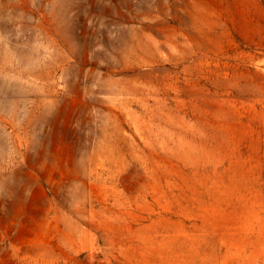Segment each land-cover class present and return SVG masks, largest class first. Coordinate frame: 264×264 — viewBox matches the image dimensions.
<instances>
[{
    "label": "rangeland",
    "instance_id": "374dc122",
    "mask_svg": "<svg viewBox=\"0 0 264 264\" xmlns=\"http://www.w3.org/2000/svg\"><path fill=\"white\" fill-rule=\"evenodd\" d=\"M0 264H264V0H0Z\"/></svg>",
    "mask_w": 264,
    "mask_h": 264
}]
</instances>
